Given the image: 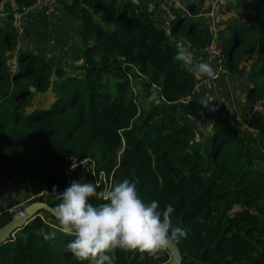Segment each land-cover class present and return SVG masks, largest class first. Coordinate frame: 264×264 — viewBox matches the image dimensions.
<instances>
[{"label":"trees","instance_id":"trees-1","mask_svg":"<svg viewBox=\"0 0 264 264\" xmlns=\"http://www.w3.org/2000/svg\"><path fill=\"white\" fill-rule=\"evenodd\" d=\"M12 1L0 26V186L29 178L59 193L69 158L85 157L96 173L111 174L110 187L134 173L143 199L158 201L161 209L173 206V222L187 229L175 244L179 264H264V134L240 133L227 124L198 139L193 123L204 108L192 97L193 73L172 59L179 37L199 52L209 43L212 30L194 19L206 0H176L184 12L174 11L167 29L130 0H61L77 31L69 53L80 61L82 76H63L60 67L52 70L29 51L18 52L10 65L7 55L17 44L13 16L34 0ZM230 1L247 23L231 22L225 38L216 31L224 71L235 73L256 47L244 98L263 106L264 0ZM137 79L146 92L156 91L154 98L138 102L132 87ZM30 90L50 91L53 100L26 111ZM70 179L93 183L90 173L82 178L75 171ZM90 202L101 203L95 197ZM10 217L1 213L0 227ZM42 227L36 214L15 230L0 244V264H88L67 251L71 236ZM114 255L115 264L169 259L165 250L143 260L133 252Z\"/></svg>","mask_w":264,"mask_h":264},{"label":"crops","instance_id":"crops-1","mask_svg":"<svg viewBox=\"0 0 264 264\" xmlns=\"http://www.w3.org/2000/svg\"><path fill=\"white\" fill-rule=\"evenodd\" d=\"M130 1L138 9L153 12L152 20L155 21L157 26L164 29L168 28L167 19L169 16H174V11L184 12L183 7L177 1L171 5L162 0ZM53 2L54 6L50 15H44L40 11L25 10L14 14L13 26L17 44L15 50L7 55L9 63L14 67L17 53L29 51L42 58L52 70L60 67L63 76H82V70L78 68L80 61L72 60L69 53V47L77 43V31L69 23L66 11L62 8L61 0H53ZM13 7L12 0L0 1V26L7 22L5 16L9 9ZM194 19L199 20L208 30L218 31L221 38L227 36V30L231 22L247 23L240 15L237 6L230 0H206L201 11L194 16ZM178 43L187 42L179 37L177 39ZM190 51L193 53L194 63H199V51L192 48ZM256 55L257 49L255 47L244 54L235 73L230 74L224 71L222 74L217 75L214 80L201 77L192 71L194 77L192 97L199 103L202 100L209 101V107L205 108L203 106V115L193 123L198 139H201L204 134L209 133L213 128L227 124H232L240 133H243L245 129H249L252 131V135L257 134L259 130L260 133L264 134V124L262 122L264 119V111H262L264 110V104L261 111L251 116L247 125H243L241 122V118L249 113L252 105L244 97L249 86L246 75ZM52 79L55 80L53 75ZM136 82L143 84L141 79H137ZM77 181L82 182V179ZM68 186H70V183H66L61 192ZM42 190H44L43 186L39 182L29 178L5 180L0 186V214L4 213L5 209L16 207L25 200L27 203L34 201L35 199H30L31 195ZM51 196L49 204L56 206L59 201L56 199L55 194ZM37 215L43 223L41 231L46 233L61 231L58 222L55 221L57 226L49 223L47 213L39 211ZM49 227L52 230L51 232L48 230Z\"/></svg>","mask_w":264,"mask_h":264},{"label":"clouds","instance_id":"clouds-1","mask_svg":"<svg viewBox=\"0 0 264 264\" xmlns=\"http://www.w3.org/2000/svg\"><path fill=\"white\" fill-rule=\"evenodd\" d=\"M190 49V43H178L173 62L201 77L216 79L217 70L203 60L194 63ZM200 105L208 108L209 101L202 100ZM138 184L133 173L132 179L125 178L106 191L97 192V185L75 180L60 193L53 187L59 203L52 213L61 231L72 237L66 249L73 258L88 264H115L114 253L119 250L138 253L143 260L187 237V229L173 222V206L161 209L158 201H146ZM93 197L101 203H91ZM42 235L48 239L47 234Z\"/></svg>","mask_w":264,"mask_h":264},{"label":"built area","instance_id":"built-area-1","mask_svg":"<svg viewBox=\"0 0 264 264\" xmlns=\"http://www.w3.org/2000/svg\"><path fill=\"white\" fill-rule=\"evenodd\" d=\"M168 4H174L176 3V0H162ZM54 6L53 0H34L33 3L28 6L27 8L23 9L25 11H40L44 15H50L52 13ZM173 16H169L167 19V22L169 19H171ZM199 60H203V62L210 63L214 69L217 70L218 75L222 74L224 72V64H223V57H222V51L218 43V34L213 29L211 38L209 43L199 52L198 56ZM261 103L256 102L253 103L250 107L249 113L244 115L241 118V122L243 125H247L251 119V116L261 111ZM75 167L73 169V167ZM63 174L67 178V183L71 182V175L77 171L78 176L84 178L86 173H90L92 177L93 184L100 185L102 184V191H106L110 188V185L112 184L111 180V174L108 175L107 178H105L102 171H99L98 173L95 172L93 162L85 157H71L69 158L66 166L62 169ZM53 195L45 190H42L40 192H37L35 194H32L30 199L39 200V198L43 196H49ZM27 205V201L25 200L23 203L18 204L16 207H10L5 209L4 213L6 214H16L17 216H21V209Z\"/></svg>","mask_w":264,"mask_h":264},{"label":"water","instance_id":"water-1","mask_svg":"<svg viewBox=\"0 0 264 264\" xmlns=\"http://www.w3.org/2000/svg\"><path fill=\"white\" fill-rule=\"evenodd\" d=\"M52 209L53 207L50 204L41 200H34L31 201L29 204L25 205L21 209L20 217L16 214H13L10 219L0 227V244L5 242L15 230L28 223L33 218V216H35L39 211H43L55 218L52 213ZM165 252L168 254L169 259L163 264L180 263V254L175 245H169L165 249Z\"/></svg>","mask_w":264,"mask_h":264},{"label":"rangeland","instance_id":"rangeland-1","mask_svg":"<svg viewBox=\"0 0 264 264\" xmlns=\"http://www.w3.org/2000/svg\"><path fill=\"white\" fill-rule=\"evenodd\" d=\"M132 87H133V90H134L138 100H139L138 101L139 103L141 100H149L151 98H154L156 95V91L154 89L146 92L144 85L138 84L136 81H134V85ZM30 91H31L32 97L30 100V105L25 108L26 111H31L32 109H37V108H47L53 100V96L50 92L38 93V92H35L34 90H30ZM261 109H262V105H261ZM262 111H264V110H262ZM262 122L264 124V119ZM263 168H264V166H263ZM69 183H71V182H69ZM42 198H44V200L49 204L51 202L50 199L52 198V196L51 195L43 196ZM48 219H49V223L57 226L56 222H58V221L55 222L53 220H50V218H48ZM48 230H49V232L52 231L50 227L48 228Z\"/></svg>","mask_w":264,"mask_h":264}]
</instances>
